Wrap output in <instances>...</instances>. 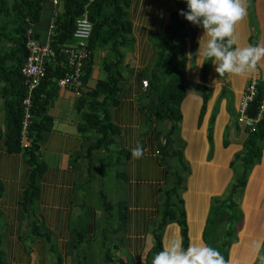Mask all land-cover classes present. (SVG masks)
Here are the masks:
<instances>
[{
    "label": "crops",
    "instance_id": "obj_1",
    "mask_svg": "<svg viewBox=\"0 0 264 264\" xmlns=\"http://www.w3.org/2000/svg\"><path fill=\"white\" fill-rule=\"evenodd\" d=\"M174 2L129 0L131 39L129 47L122 48L125 66L115 101L107 108L115 128L110 144L90 147L93 132L78 129L77 96L69 88L57 89L47 109L49 128L40 131L37 141L43 168L31 208L23 207L21 201L29 178L22 148L6 150L0 135V236L7 264H151L150 231L159 220L164 191L173 182L178 152L186 166L177 197L184 208L187 247L190 242L204 243L202 228L210 203L223 198L240 174L239 162L232 163V159L241 150L246 132L236 121L237 105L250 78L264 83V58L253 71L239 76H219L211 60H205L202 67L196 65L203 59H196V52L204 29L191 22L174 39L186 55L185 95L179 103L175 131L167 137L170 123L153 113L155 96L141 87V81L149 78L154 58L152 34L167 22ZM54 12L55 4L43 0L38 22L31 26L40 43L49 41ZM235 34L241 46L252 45L256 34L252 46L264 47V0L248 3L247 15L237 23ZM73 43L71 38L63 45ZM105 54L106 49L93 52L82 91L103 78L100 60ZM201 86L208 88L203 108ZM137 142L143 148L139 159L131 152ZM252 184L248 202L236 200L242 218L228 250V261L232 252L236 256L231 264H253L257 256L253 241L264 243V145L258 163L238 191L241 197L243 189ZM29 216L38 219L35 233H31ZM173 236L180 237L175 222L164 227L162 247Z\"/></svg>",
    "mask_w": 264,
    "mask_h": 264
},
{
    "label": "trees",
    "instance_id": "obj_2",
    "mask_svg": "<svg viewBox=\"0 0 264 264\" xmlns=\"http://www.w3.org/2000/svg\"><path fill=\"white\" fill-rule=\"evenodd\" d=\"M43 0H0V110L2 111L4 148L8 151H18L22 148L23 155L29 166V178L21 193L23 207H30L37 196V180L43 168L38 158L37 141L40 131L49 128L50 116L47 109L57 93V79L63 75L64 69L54 62L46 65L45 77L34 88L31 96V121L28 126L27 145L19 144L20 118L22 114L21 98L24 87L19 67L26 51L24 48L25 30L37 23ZM129 0H56L55 12L52 18V29L49 44L58 48L71 40L74 19L86 9L92 24L88 40V54L81 70V83L85 85L91 69L93 52L106 49V54L100 60L104 73L87 90H81L77 96L76 110L80 111L81 123L79 130L93 132L90 147H101L112 142L111 135L115 128L108 119V106L115 101L117 82L121 79L123 65V50L128 48L131 39V26L127 7ZM188 11L186 0H175L174 8L168 14V20L161 29L151 37L154 58L147 79L149 94L155 96L153 113L161 119H166L170 127L166 132L169 137L175 131L180 119L179 103L185 95L184 67L186 55L178 45L175 37L191 22L187 21L179 11ZM264 83L257 81L255 94L247 107V115L253 116L263 95ZM202 108L208 98V88L200 87ZM245 128L242 148L233 155L232 163L238 161L240 174L230 184L225 196L214 199L209 206L202 228V239L205 244L218 250L227 261L230 245L236 239L242 213L234 200V195L243 188L248 173L257 164L264 145V121H259L252 128ZM186 170L180 152L177 153V166L173 170V182L164 191V197L158 210L159 220L151 229L153 246L150 253L155 254L162 249L161 235L166 224L175 222L179 226L183 245L187 247V231L185 213L177 190L182 181L181 174ZM1 189V188H0ZM29 208L28 214L31 213ZM31 218V233L37 231L39 222L36 216ZM0 264H7L1 249Z\"/></svg>",
    "mask_w": 264,
    "mask_h": 264
},
{
    "label": "clouds",
    "instance_id": "obj_3",
    "mask_svg": "<svg viewBox=\"0 0 264 264\" xmlns=\"http://www.w3.org/2000/svg\"><path fill=\"white\" fill-rule=\"evenodd\" d=\"M186 3L188 11L181 9L179 14L204 29L196 52V59H203L196 65L202 67L205 60H211L219 76L226 73L239 76L256 68L264 58V47L241 46L235 34L237 23L247 15L248 0H186ZM188 59L191 63V53ZM131 152L135 159L143 156L139 142ZM252 247L260 264H264V255L260 254L262 242L253 241ZM151 264H231V261L203 242H190L185 249L182 238L173 236L154 254Z\"/></svg>",
    "mask_w": 264,
    "mask_h": 264
},
{
    "label": "built area",
    "instance_id": "obj_4",
    "mask_svg": "<svg viewBox=\"0 0 264 264\" xmlns=\"http://www.w3.org/2000/svg\"><path fill=\"white\" fill-rule=\"evenodd\" d=\"M51 1L53 4L56 3V0ZM31 26L25 30L24 48L26 55L19 67V74L24 87V94L20 102L22 114L19 129V144L22 147L26 146L28 126L32 118L31 96L34 88L44 79L47 64L54 62L64 69L63 75L56 81L58 88H69L75 96L80 94L83 86L81 70L88 54L87 44L92 29V24L88 19L86 9H84L73 22L71 31V38L74 40L73 45H61L56 51L50 46L49 41L46 43L38 42L33 36ZM49 29H52V22ZM256 84L257 81L254 78L247 81L237 105L236 121L243 127L252 128L257 122L264 121V91L256 112L253 116L247 115V107L255 94ZM147 86V80H142L141 87L145 90Z\"/></svg>",
    "mask_w": 264,
    "mask_h": 264
},
{
    "label": "rangeland",
    "instance_id": "obj_5",
    "mask_svg": "<svg viewBox=\"0 0 264 264\" xmlns=\"http://www.w3.org/2000/svg\"><path fill=\"white\" fill-rule=\"evenodd\" d=\"M248 3H249V5H250V4H251V0H248ZM255 36H256V34H254L253 37H252V39H251V44H252V45H254V44L256 43ZM94 57L98 59V55H97L96 52H95V54H94ZM102 74H103V73H102ZM245 184H246V183H245ZM247 185H248V184H247ZM252 186H253V184L250 185V186H248V187H246L245 189H243V197H241V195H242V191H240L239 193L237 192V193L234 195V200H235V202H236V200H237V201H240L242 204H243L244 201L248 202L246 196H247L248 194H251V192L253 191ZM104 190L107 191V192H109V189H105V187H104ZM236 203H237V202H236ZM237 205H238V203H237ZM238 208H239V206H238ZM263 249H264V243L262 244L261 251H262ZM260 254H261V253H260ZM234 255H235V252H232V253H231V258H230L231 262L233 261V258L236 257V256H234ZM263 255H264V253H263ZM228 256H229V253H228ZM227 261H228V259H227ZM253 264H259V257H258V255L256 256V258H255Z\"/></svg>",
    "mask_w": 264,
    "mask_h": 264
}]
</instances>
